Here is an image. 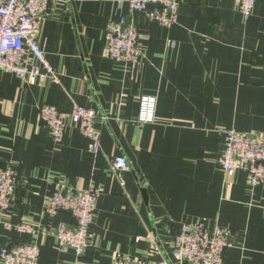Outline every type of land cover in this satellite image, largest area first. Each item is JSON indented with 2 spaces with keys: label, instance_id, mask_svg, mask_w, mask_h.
<instances>
[{
  "label": "crops",
  "instance_id": "obj_1",
  "mask_svg": "<svg viewBox=\"0 0 264 264\" xmlns=\"http://www.w3.org/2000/svg\"><path fill=\"white\" fill-rule=\"evenodd\" d=\"M127 9L128 0H57L38 43L59 80L0 71V167L16 178L0 210V251L36 243L38 264H109L115 253L179 264L178 227L203 221L235 233L223 264H264V183L249 185L242 169L225 175L219 163L226 130L264 137V0L247 17L235 0H181L169 28L140 16L149 38L133 64L105 53V30ZM143 96L155 98L150 121L140 116ZM73 102L97 112V154L70 118L59 140L39 118L42 104L68 113ZM117 155L128 169L112 171ZM91 185L96 207L78 255L55 236L72 217L50 215L46 201L56 188ZM18 224L32 231L10 227Z\"/></svg>",
  "mask_w": 264,
  "mask_h": 264
},
{
  "label": "built area",
  "instance_id": "obj_2",
  "mask_svg": "<svg viewBox=\"0 0 264 264\" xmlns=\"http://www.w3.org/2000/svg\"><path fill=\"white\" fill-rule=\"evenodd\" d=\"M57 0H0V71L25 78L29 83L45 79L58 81L59 75L47 60L39 46L41 20ZM244 17L251 14L255 0H235ZM181 0H128L127 15L110 23L104 34L105 53L113 61L136 63L141 56L140 41L149 38L137 23L142 16L160 26L169 28L177 21ZM155 98L143 96L140 100V116L143 121L153 119ZM40 120L49 127L55 140L62 137L65 118H70L89 140L92 153L100 150L99 134L95 129L97 112L72 103L68 113H62L53 104H42L38 112ZM219 163L225 175L236 170L245 171L251 186L264 183V137L256 133H239L226 130L224 148ZM113 172L128 169L124 156L112 157ZM16 178L10 167H0V210H5L15 191ZM98 192L91 185L79 191L64 193L56 188L46 201L50 215L68 213L72 225L61 223L55 236L61 245L83 253L88 243V230L93 220ZM20 231H32L26 224L10 226ZM234 231L215 225L207 229L203 221L184 222L172 241V255L179 264H223L226 249L231 246ZM156 249L155 245H152ZM1 264H38L40 247L36 243H21L3 247ZM109 264H144L127 254L115 253ZM159 264H172L162 259Z\"/></svg>",
  "mask_w": 264,
  "mask_h": 264
},
{
  "label": "water",
  "instance_id": "obj_3",
  "mask_svg": "<svg viewBox=\"0 0 264 264\" xmlns=\"http://www.w3.org/2000/svg\"><path fill=\"white\" fill-rule=\"evenodd\" d=\"M142 190H143V193L145 192V189L144 188H142ZM145 194V193H144Z\"/></svg>",
  "mask_w": 264,
  "mask_h": 264
}]
</instances>
